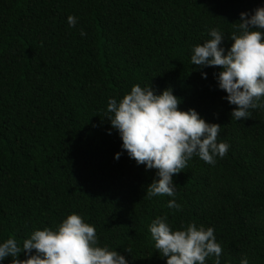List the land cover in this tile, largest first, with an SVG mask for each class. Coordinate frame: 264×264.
Wrapping results in <instances>:
<instances>
[{"label":"trees","instance_id":"16d2710c","mask_svg":"<svg viewBox=\"0 0 264 264\" xmlns=\"http://www.w3.org/2000/svg\"><path fill=\"white\" fill-rule=\"evenodd\" d=\"M258 7L264 0H0V243L22 245L75 213L128 264H166L149 231L166 217L172 230L214 228L220 264H264V108L236 121L220 69L191 64L211 29L227 50L239 14ZM136 84L171 87L179 110L221 125L217 142L229 145L214 164L188 160L174 197L145 198L156 170L129 158L106 118L108 101Z\"/></svg>","mask_w":264,"mask_h":264},{"label":"clouds","instance_id":"9594fccd","mask_svg":"<svg viewBox=\"0 0 264 264\" xmlns=\"http://www.w3.org/2000/svg\"><path fill=\"white\" fill-rule=\"evenodd\" d=\"M239 15L227 50L222 46L224 34L213 28L209 31L211 39L194 46L191 55V64L199 69H220L214 78L217 87L226 93L223 99L235 105L231 116L236 121L250 119V109L264 108L260 102L264 97V7ZM67 20L72 27L77 23L71 15ZM80 35L86 33L81 30ZM201 76L206 78V73L201 72ZM180 103L171 87L157 93L150 84L133 85L119 102L108 101L106 118L118 131L122 150L137 165L156 170L158 179L147 186L145 198L174 197L173 176L187 167L188 160L196 155L214 164L216 156L223 158L228 151L227 143L217 142L221 125L206 122L194 109L179 110ZM120 155L118 152L114 158ZM167 206L182 210L175 199ZM166 219L157 217L149 226L154 250L166 257V264H205L209 256H215V264H220L223 249L216 241L214 228L189 223L172 230ZM21 252L26 259H18ZM7 257H11V264H128L117 251L98 246L95 227L75 213L68 215L56 230H35L22 245L9 237L0 243V261ZM240 264H248L247 257Z\"/></svg>","mask_w":264,"mask_h":264}]
</instances>
